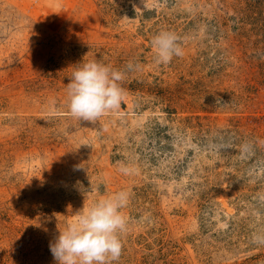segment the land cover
Masks as SVG:
<instances>
[{"label":"rangeland","instance_id":"rangeland-1","mask_svg":"<svg viewBox=\"0 0 264 264\" xmlns=\"http://www.w3.org/2000/svg\"><path fill=\"white\" fill-rule=\"evenodd\" d=\"M90 60L124 74L94 122L67 108ZM120 191L111 264H264V0H0V264H57L59 229Z\"/></svg>","mask_w":264,"mask_h":264},{"label":"clouds","instance_id":"clouds-1","mask_svg":"<svg viewBox=\"0 0 264 264\" xmlns=\"http://www.w3.org/2000/svg\"><path fill=\"white\" fill-rule=\"evenodd\" d=\"M152 46L158 64H167L183 54L177 35L170 31L154 36ZM123 77L121 71L97 60L79 63L67 84L69 114L80 121L94 122L117 110L123 99L118 82ZM127 203L128 193L120 191L77 212L65 230L59 229L55 242H50L57 264H111L118 260L122 237L128 231V221L122 213Z\"/></svg>","mask_w":264,"mask_h":264}]
</instances>
